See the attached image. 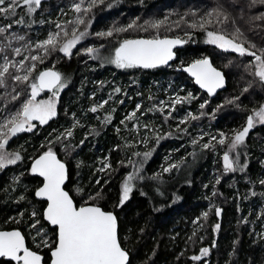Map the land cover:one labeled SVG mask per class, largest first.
<instances>
[{"label": "trees", "instance_id": "trees-1", "mask_svg": "<svg viewBox=\"0 0 264 264\" xmlns=\"http://www.w3.org/2000/svg\"><path fill=\"white\" fill-rule=\"evenodd\" d=\"M79 2L46 0L31 14L22 6L16 8L15 15L0 14V26L6 28L0 33V48L18 41L17 48L31 49L49 33L59 31L57 24L69 35V30L77 27L69 22L78 15L85 23L77 30L87 28L88 32L70 56H60L58 49L43 53L54 59L42 65L56 68L67 78L68 86L61 94L57 116L48 125L39 132L19 135L3 150L7 154L18 152L21 160L0 169V229H18L26 245L47 262L50 247L37 248L41 237L31 224L39 218L50 243L55 242V229L41 217L44 201L34 197L41 179L30 171L29 164L31 158L47 150L48 141H53V151L68 170L64 189L76 206L85 204L89 194L102 193L101 199L88 203L116 215L118 239L129 253L128 264H198L202 257L208 258L207 264H264V184L260 183L264 180V124H256L245 143L229 153L233 160L239 156L244 171H225L222 158L228 148L217 142L221 132L230 136L233 130L241 129L251 110L264 104V83L253 74L252 56L224 51L205 41L208 31L232 37L239 29L242 35L237 42L246 48L254 44L250 50L260 55L264 49V0H104L87 14L73 10V4ZM87 6L85 0L82 7ZM221 7L227 20L213 16L205 29L190 27ZM165 17L167 22L159 29L149 26ZM20 19L24 23H14ZM133 22L135 27L114 31L111 37L97 35ZM13 34L23 39H14ZM156 36L179 37L186 42L174 50V59L166 65L118 68L108 62L123 40ZM63 38L61 32L60 42ZM89 47L98 53L85 56L82 51ZM97 55L104 59L93 58ZM205 57L225 79L223 89L212 97L180 71L182 65ZM5 81L0 101L9 104L19 92L21 96L14 100L18 105L28 91L26 82L18 83L7 74ZM189 93L192 99L173 107L177 96L187 97ZM235 97H239L235 103H226ZM204 101L208 103L201 109ZM158 102L163 104L160 109ZM92 107L97 111H90ZM133 112L135 116L126 119ZM189 113L198 119L189 118L181 124L180 118ZM106 116L111 120L105 122ZM68 129L72 130L70 137L66 136ZM62 133L64 137L57 142ZM158 136L163 137L159 143ZM213 136L217 140H212ZM209 141L211 147L203 148ZM145 152L152 154L145 159ZM105 158L111 169L102 172L99 169ZM169 165L178 167L163 172ZM136 166L140 167L137 175L144 178L133 181L129 200L118 207L121 183ZM156 174L159 179H151ZM77 188L83 191L78 193ZM216 208L221 210L219 216ZM217 224L219 229H215ZM202 248L209 249L206 256L200 255ZM193 256L201 259L193 260ZM0 264L18 262L1 257Z\"/></svg>", "mask_w": 264, "mask_h": 264}, {"label": "snow or ice", "instance_id": "snow-or-ice-1", "mask_svg": "<svg viewBox=\"0 0 264 264\" xmlns=\"http://www.w3.org/2000/svg\"><path fill=\"white\" fill-rule=\"evenodd\" d=\"M85 0H80L79 3L73 4V10L80 14H87L91 12L97 3H103L104 0H88V6L82 7ZM21 0H0V14H12L15 15L16 8L19 7ZM22 3L27 6L28 14L35 12L41 4V0H22ZM222 17L223 20H227L226 13L223 12L222 7L213 9L208 12L205 17H201L199 24L193 23L190 25L192 28L199 27L205 29L207 24L212 23L211 17ZM259 19V17H257ZM221 20L220 22H223ZM167 22V17L162 21H155L150 23V27L159 29L163 24ZM14 23L22 24L23 19L16 20ZM69 23L75 24L77 27L80 24H84L85 20L81 15H78L74 21ZM88 23H91L89 21ZM135 22L130 23L126 28L110 29L106 32L97 33L100 37H111L113 32L127 31L135 27ZM179 26V22H177ZM11 28V25L7 26ZM59 31L55 33H49L48 38L36 45L37 48L42 49L44 54L47 55L49 51H56L63 53L65 56H70L72 49L76 44L82 40L87 34V28L84 31H77V27L72 29L71 37H68V32L60 25H56ZM6 28L0 26V33H4ZM61 32L65 39L60 42ZM242 35L239 29L229 37L225 34L208 31V43L216 45L218 48L224 51H232L238 53L240 56L249 55L254 58L252 62L255 67L254 75L264 83V49H261V54L258 55L255 51H251L250 48H255L254 44L250 45V48H246L243 42H237L238 36ZM14 39H23V37L13 36ZM186 41L179 37L169 39L167 37L161 39L156 36L151 39H125L120 42L119 47L115 48L114 56H112L108 62L115 64L118 68H154L158 65H166L169 61L173 60L175 53L173 52L174 46L184 44ZM15 53L18 55L21 49L16 48ZM87 54L92 55L98 53V49L89 47L84 50ZM93 58H101L98 55ZM4 63L0 64V86H6L5 76L10 75L11 78L18 82L24 83L30 80L32 73L36 69V64L33 63L25 70L23 75H12L10 73V67L16 68L17 71L24 67V61L19 62V66L16 63L10 61L7 57H4ZM25 60L29 57H25ZM32 61L43 62L42 56H31ZM104 59V58H101ZM192 76L195 77L196 83L201 88L207 90L209 95L215 93V91L223 86L224 76L220 71L212 66L208 58L197 59L193 61L186 69ZM251 86V85H249ZM65 87L61 73L52 69H46L40 71L38 75L34 77V82H31V93L29 97L21 104L20 108L16 112L11 113L0 120V169H3L6 165L15 164L21 160V156L18 152L11 154L5 153V145L8 143L9 138L15 136L17 133L24 131H31L35 125L32 121H39L41 125L46 124L49 119L56 116V103L54 97L58 94L59 89ZM44 89H48L53 92V98L48 100L37 101L36 97L39 92ZM119 92L120 89H115ZM244 92L248 91V88L243 89ZM20 96L17 92L12 96L13 100H16ZM192 94L189 93L187 97L177 96L173 101V107L177 103H181L184 100L192 99ZM239 97H235L231 100H227L226 103H235ZM104 103H107L105 101ZM208 101L200 104V108L203 109ZM103 107V104L98 105ZM222 105L218 106V108ZM140 105H137V109ZM92 112L97 111V107L90 109ZM135 116V113H130L126 116V119L131 120ZM198 119L197 116L191 113L181 120L180 123H185L188 119ZM105 122L111 120V116H106ZM167 119V117H166ZM124 121H121L123 123ZM78 124V122H77ZM256 124H264V104H261L258 108L252 109L251 114L246 118V123L241 129L233 130L230 136L221 132L219 134L218 143L226 146L228 151L223 154L224 169L225 171H244V166L239 165V156L236 160L230 158L229 153L234 152L238 146L245 143V139L249 134V131ZM77 125L74 124L73 127ZM94 131V130H93ZM64 133L61 136L56 137V141H61L64 137ZM170 135V134H169ZM66 136H72V130H66ZM163 137H157V143ZM212 140H217L215 136ZM147 143V141H144ZM84 143L83 140L80 142ZM196 143V141H193ZM53 141H48V148L38 158H35L32 162L30 171L34 174H38L43 177L42 186L38 187L35 191V195L40 198H44L47 201V206L43 211V220L47 221L50 225L56 228V240L54 243H50L47 239V231L41 224V220L37 217V213L33 211L32 216L35 222L31 224V228L36 230L38 237H41V243L37 245V248L41 246H49L51 251V264H128L129 253L121 246L118 239V219L116 215L111 211H104L96 203H88V201H97L102 198L101 192H96L94 195L89 194L88 201L85 204L77 207L73 198L64 189L65 181L69 178L68 170L64 162L57 158V154L53 151ZM211 147V141L203 145V148L207 149ZM152 153H143L146 159ZM140 155V154H137ZM131 164L132 161H129ZM142 164V162H140ZM79 166V165H78ZM178 167V165H169V167L163 168V172H169L172 168ZM111 169V164L107 159L102 162V167L99 171H105ZM140 172V167L136 166L135 171L125 176L120 186L119 206H123L126 201L129 200L130 194L133 191V181L137 179H143L144 177L137 175ZM15 179H19L16 177ZM153 180L159 179V174L151 177ZM219 181H217L218 183ZM107 183V182H105ZM264 184V180L260 181ZM97 185H100V181H97ZM82 189L77 188V192H82ZM20 199H24L23 196ZM221 210L216 208V215L219 216ZM23 215V213H21ZM203 216L207 218L208 213H203ZM220 225H215V229H219ZM35 237L33 240L35 241ZM201 255L206 256L209 252L208 248H202ZM0 257H7L12 261H17L18 264H42V256L38 251L30 249L25 243V237L19 230L12 231H0ZM193 260H200L201 256H193Z\"/></svg>", "mask_w": 264, "mask_h": 264}, {"label": "flooded vegetation", "instance_id": "flooded-vegetation-1", "mask_svg": "<svg viewBox=\"0 0 264 264\" xmlns=\"http://www.w3.org/2000/svg\"><path fill=\"white\" fill-rule=\"evenodd\" d=\"M45 1H46V0H41V3H42V2H45ZM19 6L27 7L26 5H24V4L22 3V0H21V3H20ZM33 30H36V27H35ZM93 34L95 35V33H93ZM11 36H15V35L13 34V35H11ZM32 37L36 38L35 34H33ZM62 40H64V38H63ZM17 44H18V41H17V42L15 41L14 43L9 42L8 44H6V45H7L6 47H4V48H0V64H3V63H4V59H3L4 57H7L10 61L16 63L17 66H19V62L23 60V61H24V67H23V68H20L19 71H17L16 68H11V67H10V73L13 74V75H23V74H25V70H26L28 67H30V66H31L33 63H35V62H37V64H39V65H36L37 70H36L35 75L32 77V79H30L28 82H26V85H27V87H28V91H27V93L25 94V96L21 99V101H20V103H19L18 105L14 103V100H13V102H11V103H9V104H3V103L0 101V120H2L3 117H5V116H7V115H9V114H11V113L16 112L17 109L20 108L21 104H22V103H23V102L29 97V95H30V93H31L30 84H31V82H34V77H35L36 75H38L40 71H43V70H46V69H52V70H54V71L59 72L56 68H53L52 66H43V65H42L43 63L47 62L48 60H52V59H54V57H52V58H51V57H50V58H46L45 56H43V53H44L43 50H42V49H39V48L36 47V45H37L38 43H35L34 47H32V45H31V49H25V48H24V49H21V51H20V53H19L18 55H17V54L15 53V51H14V50L17 48V47H16ZM72 51H73V49H72ZM58 53L60 54V56L66 57L63 53H61V52H59V51H58ZM82 53H83L85 56L89 55V54H87L85 51H82ZM28 54H29V56H27ZM84 55H82V56H84ZM93 55H94V54H93ZM31 56H42V57H43V62L41 63L40 61H32V60L30 59ZM25 57H29V59L25 60V59H24ZM59 73H60V72H59ZM61 75H62V74H61ZM62 78H63V80H64L65 87L62 88V89H59L58 94L55 96V99H56V101H55V103H56V113H57V108H58V105H59V100H60L61 94H62V92L65 90V88L68 86V83H67L68 80H67V78L64 77L63 75H62ZM1 90H2V88H1V86H0V94H1ZM51 94H53L52 91H50V90H43V91L39 92V94L37 95L36 99H37V101H38V100H40V99L47 98V97L50 96ZM20 96H21V94H20ZM56 116H57V114H56ZM56 116H54V117H52L51 119H49L48 122H47L46 124H43V125H41V124L39 123V121H35V120L32 121V123L35 125V127H34L31 131L20 132V133H17L15 136L10 137L8 143L5 145V148H6L7 145L10 143L11 140L18 138V136L21 135V134H23V133L28 134V133H30V132H39V131L41 130V128H43L44 126L48 125L49 122H50L52 119H54ZM43 152H44V151H43ZM43 152H40V153L37 154L36 156L40 155V154L43 153ZM36 156H34L33 158H31V161H32ZM27 159H29V157H27ZM18 163H20V162L17 161L15 164H18ZM22 167H23V166H22ZM29 168H30V164H29ZM30 169H31V168H30ZM207 261H208V258L205 257V258H203L198 264H203L204 262H206L205 264H207Z\"/></svg>", "mask_w": 264, "mask_h": 264}, {"label": "water", "instance_id": "water-1", "mask_svg": "<svg viewBox=\"0 0 264 264\" xmlns=\"http://www.w3.org/2000/svg\"><path fill=\"white\" fill-rule=\"evenodd\" d=\"M165 37H167V38H169V39H174V38H177V37H168V36H163V37H160L161 39H163V38H165ZM134 39H151V38H148V37H136V38H130V40H134ZM182 45V44H181ZM181 45H177V46H174V48H173V52H174V50L175 49H177L178 47H180ZM198 59H202V58H198ZM195 60H197V59H195ZM195 60H193V61H195ZM172 61V60H171ZM171 61H169L168 63H170ZM193 61H191V62H189V63H187V64H185V65H182L181 67H180V71L181 72H183L191 81H192V83L199 89V90H201L203 93H205L208 97H212V96H214L215 95V93H217L218 91H220V90H222L223 89V87H224V83H225V79H224V83H223V86L222 87H220V88H218L216 91H215V93H213L212 95H209L208 94V92H207V90L206 89H204V88H201L200 87V85L199 84H197L196 83V80H195V77L194 76H192L191 75V73L190 72H188V71H186L185 69L193 62ZM213 66V65H212ZM214 67V66H213ZM214 68H216V67H214ZM218 71H220L218 68H216ZM44 71V70H43ZM221 72V71H220ZM222 73V72H221ZM223 75V74H222ZM44 90H48V89H44ZM42 154V153H41ZM40 154V155H41ZM39 156V155H38ZM38 156H36L35 158H38ZM34 158V159H35ZM33 159V160H34ZM33 160L31 161V163H30V168H31V166H32V162H33ZM34 174V173H33ZM34 175H36L37 177H39L40 179H41V183L38 185V187H40V186H42V184H43V177H41V176H39L38 174H34ZM37 187V188H38ZM36 188V189H37ZM36 189L34 190V197L36 198V199H39V200H42V201H44V206H43V208H42V210H41V217H42V219H43V211H44V209L46 208V206H47V201H46V199H44V198H40V197H37L36 195H35V191H36ZM66 191V190H65ZM82 205H84V204H82ZM82 205H79V206H82ZM79 206H77V207H79ZM103 210V209H102ZM104 211H106V210H104ZM44 222H46L50 227H54V229H55V240H56V228H55V226H52V225H50L47 221H45L44 220ZM12 230H18V229H0V231H12ZM22 234V233H21ZM40 254V253H39ZM48 254H49V257H48V260H47V262L46 263H43L42 262V264H51V251L49 250V252H48ZM41 255V254H40ZM1 258V257H0ZM2 258H4V259H8V260H10L9 258H7V257H2ZM13 262H17V261H13ZM206 262H204L203 264H205Z\"/></svg>", "mask_w": 264, "mask_h": 264}, {"label": "rangeland", "instance_id": "rangeland-1", "mask_svg": "<svg viewBox=\"0 0 264 264\" xmlns=\"http://www.w3.org/2000/svg\"><path fill=\"white\" fill-rule=\"evenodd\" d=\"M78 32H79V30H77ZM69 32H70V34L68 35V37L70 38L71 37V34H72V29H70L69 30ZM208 40V36H207V33H206V35H205V41H207ZM211 44V43H210ZM212 45H214V44H212ZM214 46H216V45H214ZM119 47V46H118ZM217 47V46H216ZM114 52H115V50H114ZM114 52H113V54H112V56H114ZM113 64V63H112ZM64 81V80H63ZM50 98H53V94H51L50 96H48L47 98H44V99H40V100H48V99H50ZM54 99H55V97H54ZM40 100H38V101H40ZM55 101H56V99H55ZM156 107L158 108V109H160V108H162L163 107V104L161 103V102H158L157 104H156ZM187 116V114H184L181 118H180V121L181 120H184L185 119V117ZM161 127H157L156 129H160ZM144 135H146V134H144ZM146 139V138H145ZM148 141V140H147ZM143 144L144 145H146V143L145 142H143ZM105 159H103V161H104ZM222 161H223V158H222ZM96 164L97 165H99L98 164V161H96ZM223 164H224V161H223ZM258 208V207H257ZM198 227V226H197ZM195 228H196V226H195ZM200 255H201V252H200ZM201 256H204V255H201ZM203 258H205V257H202V259Z\"/></svg>", "mask_w": 264, "mask_h": 264}]
</instances>
